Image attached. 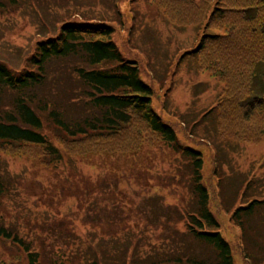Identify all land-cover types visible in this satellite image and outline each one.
Instances as JSON below:
<instances>
[{
	"label": "trees",
	"instance_id": "16d2710c",
	"mask_svg": "<svg viewBox=\"0 0 264 264\" xmlns=\"http://www.w3.org/2000/svg\"><path fill=\"white\" fill-rule=\"evenodd\" d=\"M7 1L17 4V0ZM159 4L163 13L177 21V11L183 13L181 21H200L212 9L207 28L225 32L205 33L191 54L202 68L224 83V92L216 107L204 116L216 111L222 137L261 140L264 136V0H160ZM0 6H4L2 2ZM114 32V26L108 21L67 20L61 23L56 34L36 42L21 69L13 70L0 61V95L6 91L15 93L8 110L0 111V152L13 147L36 149L41 153L39 163L49 166L63 160L62 151L67 154L102 152L106 157H116L134 155L159 145L187 159L186 187L191 202L187 206H181L180 202L162 203L157 195L148 194L152 188L150 171L132 178L137 194L143 195L141 209L132 199L123 202L128 190L119 184L127 177L126 170L117 174L108 190L113 197L122 199L102 203L95 215L99 218L98 224L117 225L111 230L119 234H109L111 230L105 228L103 234H93L90 230L88 237L74 233L73 241L68 240L72 243L64 241L62 246H57L53 239L25 237L0 218V239L20 250L23 264H45L42 256H48L47 264H102L98 254L104 251L98 252L97 246L121 241L117 245L123 247L126 241L128 251L131 239L145 244L141 240L147 237L146 233H149L145 244L148 250L139 252L146 264H237L233 244L223 234L221 222L211 208V192L204 181L203 152L183 144L176 126L157 111L154 87L141 77L138 61L124 57L112 39ZM70 59L74 60L71 68ZM59 60L67 61V70L81 83L70 101H81L85 110L80 116H70L54 98L44 94L40 97L36 92L52 80L50 67ZM224 115L232 116L231 122L235 120V125L230 126ZM44 119L57 129L53 138L62 144V151L43 134ZM126 182L133 183L131 177ZM256 183L260 180L245 181V188L243 185L241 189L243 201L238 205L225 203L226 211L231 212V221L241 230L240 247L248 264H264V241L253 236L256 228L251 224L256 216L264 218V197L256 195ZM8 187L0 166V210ZM158 204L162 209L159 214L151 210L152 205ZM108 208L120 209V212L115 217L104 216L105 220L103 215ZM181 221L183 229L178 226ZM75 238L80 245L75 244ZM128 257L127 253L121 258L110 257V264L137 263L138 257L133 259V253L130 260Z\"/></svg>",
	"mask_w": 264,
	"mask_h": 264
},
{
	"label": "rangeland",
	"instance_id": "374dc122",
	"mask_svg": "<svg viewBox=\"0 0 264 264\" xmlns=\"http://www.w3.org/2000/svg\"><path fill=\"white\" fill-rule=\"evenodd\" d=\"M0 2L4 5L0 6V61L13 70L24 67L36 42L41 37L56 34L64 21L104 20L114 26L112 39L125 58L138 61L141 77L154 87V106L157 111L176 126L183 144L192 145L203 152V174L211 192V208L221 222L223 234L233 244L237 264H248L240 247L241 230L231 221V212L226 211L225 203L233 206L241 203L242 186L244 190L245 181L252 178L260 180V183H256V195L264 197V136L259 141L222 137L217 127L216 111L204 116L216 107L224 92V83L211 71L202 68L191 54L205 33L225 32L207 28L212 9L207 10L200 21H181L183 13L177 11V21L163 13L160 0ZM73 63L74 60L70 59L69 68ZM50 69L52 80L46 87L36 89L38 96L44 94L54 98L72 117L82 115L85 108L81 101L70 102L81 88V83L67 70V61H56ZM14 97L15 93L11 91L2 93L0 111L8 110ZM67 102L70 107H67ZM224 116L230 126L235 125V120L231 122L232 116ZM56 133L57 129L52 123L44 119L43 134L61 150L62 144L53 138ZM62 153L63 160L60 163L44 166L39 163L38 156L41 153L36 149L13 147L0 152V166L4 169L9 186L2 198L0 218L25 237L53 239L57 246H62L64 241H73L74 233L88 237L90 230L93 234H103L105 230L118 227L107 222L96 223L99 218L95 215L99 213L96 211L102 203L112 202L113 198L122 199L113 197L108 190L117 174L126 170L128 175L119 184L128 190L123 202L132 199L141 209L143 195L137 194L133 179L136 174L142 177L143 171L151 173L152 188L148 194L157 195L162 203L180 202L181 206H187L191 202V194L186 187L189 182L188 161L165 147L157 145L134 155L119 154L116 157H106L102 152ZM129 177L132 184L126 182ZM151 210H156L158 214L162 211L160 204L156 207L152 205ZM119 212L120 209L108 208L103 219L106 215L115 217ZM251 224L256 228L253 236L263 242L264 218L256 216ZM178 226L183 229V221ZM48 231L57 237L53 238L54 235ZM109 234L119 232L111 230ZM146 234L147 237L141 240L145 244L149 236V233ZM74 242L80 245L76 238ZM112 243L110 241L96 247L98 252L104 251L103 254L97 253L102 264H110V257L121 258L124 253L130 257L133 253V259L137 256L136 264H146L139 254L140 251L148 250L145 244L140 245L131 239L128 242L130 249L126 251V241L123 247L117 245L121 241ZM46 257L42 256L45 264ZM0 261L5 264H23L24 256L10 242L0 239Z\"/></svg>",
	"mask_w": 264,
	"mask_h": 264
}]
</instances>
